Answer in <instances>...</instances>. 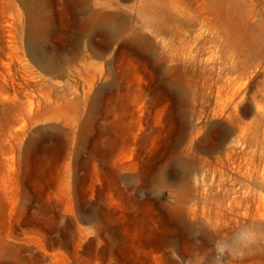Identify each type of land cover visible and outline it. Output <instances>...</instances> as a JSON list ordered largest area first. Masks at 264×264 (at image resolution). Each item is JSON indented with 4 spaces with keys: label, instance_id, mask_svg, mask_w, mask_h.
Returning a JSON list of instances; mask_svg holds the SVG:
<instances>
[{
    "label": "rangeland",
    "instance_id": "1",
    "mask_svg": "<svg viewBox=\"0 0 264 264\" xmlns=\"http://www.w3.org/2000/svg\"><path fill=\"white\" fill-rule=\"evenodd\" d=\"M76 12L0 0V264H212L264 221V0Z\"/></svg>",
    "mask_w": 264,
    "mask_h": 264
},
{
    "label": "clouds",
    "instance_id": "2",
    "mask_svg": "<svg viewBox=\"0 0 264 264\" xmlns=\"http://www.w3.org/2000/svg\"><path fill=\"white\" fill-rule=\"evenodd\" d=\"M218 233L219 229H213ZM212 264H228L264 253V221L249 220L227 234H216L212 241Z\"/></svg>",
    "mask_w": 264,
    "mask_h": 264
},
{
    "label": "bare ground",
    "instance_id": "3",
    "mask_svg": "<svg viewBox=\"0 0 264 264\" xmlns=\"http://www.w3.org/2000/svg\"><path fill=\"white\" fill-rule=\"evenodd\" d=\"M67 1V0H66ZM73 2L75 3L76 7H77V12H76V16H77V23H78V32L82 33L84 30L88 29V25L87 23L84 21V11H85V7L87 6V0H73ZM88 8V7H87ZM92 11V10H91ZM46 16V14L42 11L37 12L36 14V18L37 19H42ZM112 16V15H111ZM112 22V21H111ZM96 25V24H95ZM98 27V26H97ZM100 28V27H99ZM89 30V29H88ZM100 30V29H99ZM30 28L28 29L27 32V44L30 47V50L32 51V53L36 54V55H40L41 51L38 49V46H36L30 38ZM86 32V31H85ZM106 34V33H105ZM104 35V34H103ZM80 37V36H79ZM108 37V36H107ZM112 37V35H111ZM16 45V44H15ZM107 45V43H106ZM96 46V45H95ZM115 46V45H114ZM18 50V49H17ZM71 51V50H70Z\"/></svg>",
    "mask_w": 264,
    "mask_h": 264
}]
</instances>
